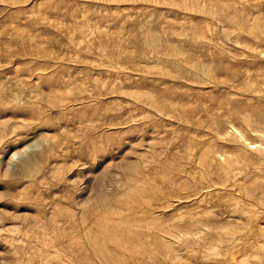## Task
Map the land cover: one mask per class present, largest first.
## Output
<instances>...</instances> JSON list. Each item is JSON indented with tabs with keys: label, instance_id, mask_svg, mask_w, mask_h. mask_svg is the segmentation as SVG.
<instances>
[{
	"label": "rangeland",
	"instance_id": "374dc122",
	"mask_svg": "<svg viewBox=\"0 0 264 264\" xmlns=\"http://www.w3.org/2000/svg\"><path fill=\"white\" fill-rule=\"evenodd\" d=\"M0 264H264V0H0Z\"/></svg>",
	"mask_w": 264,
	"mask_h": 264
}]
</instances>
